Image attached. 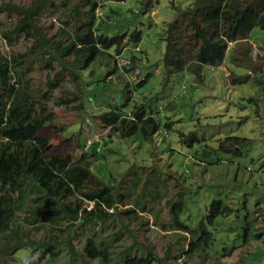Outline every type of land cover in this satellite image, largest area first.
<instances>
[{
  "label": "rangeland",
  "instance_id": "374dc122",
  "mask_svg": "<svg viewBox=\"0 0 264 264\" xmlns=\"http://www.w3.org/2000/svg\"><path fill=\"white\" fill-rule=\"evenodd\" d=\"M31 1L0 0V60L24 62L15 66L22 80L17 91L28 94L40 117L50 114L40 131L50 138V154L92 165L94 174L113 186V192L131 188L128 197L113 199L112 208L101 203L116 218L102 236L107 238L120 225L127 229L120 242L112 244L113 255L135 237L156 256L148 264H264V28L255 26L246 40L228 44L220 65L190 63L187 69L168 74L163 61L167 25L176 16L173 9L185 8L189 1L95 0L100 7L94 11L96 33L124 35V39L119 50L111 46L80 70L81 80L62 70V62L46 49L33 50L31 37L14 32L18 16L8 7ZM65 1L67 9L56 2L38 17L46 36L57 34L64 22L73 23L67 17L73 2L81 4L84 20L90 19L85 0ZM57 75L61 81L50 90L49 82ZM4 100L9 103L10 98ZM134 106L142 107L146 116L152 114L157 132L149 139L138 131L108 140L109 127L99 114L117 108L130 118ZM95 142L100 152L91 157L88 152ZM133 174L139 179L135 186ZM156 192L162 197L152 198ZM179 192L185 194L179 218L190 228L207 221L212 202L227 209L206 223L210 237L204 250H188L199 231L178 233L169 228L168 204L177 200ZM137 195L143 196L144 211L133 207ZM93 205L84 200L86 209ZM127 208L134 213L122 214ZM23 214L20 211L18 216ZM24 231L22 241L27 245L28 238L42 240L50 233L27 226ZM85 237L78 234L72 249L82 252ZM179 242L184 246L180 252L174 250ZM25 246L16 257L4 255L1 249L6 264L30 256ZM41 250L30 260L35 262ZM68 251L64 247L57 258L39 264H69ZM168 251L170 258H165ZM136 253L147 255L142 249ZM72 260V264H115L102 257L77 255Z\"/></svg>",
  "mask_w": 264,
  "mask_h": 264
},
{
  "label": "trees",
  "instance_id": "16d2710c",
  "mask_svg": "<svg viewBox=\"0 0 264 264\" xmlns=\"http://www.w3.org/2000/svg\"><path fill=\"white\" fill-rule=\"evenodd\" d=\"M187 1V7L173 9L176 16L167 25L163 61L168 74L187 69L190 63L197 66L220 65L224 61L228 43L246 40L255 26L264 28V0H245L246 3L242 5L237 0ZM56 2L64 9L68 8L65 0H32L28 5L8 7V10L14 11L18 16L14 32L31 37L33 50L46 49L54 60L63 63L62 70L66 69L72 77L82 80L83 76L79 71L93 63L97 56L111 46L116 45L119 50L124 35L109 37L97 34L94 11L99 6L95 0H85L89 6L86 10L89 20H84L81 4L73 2L67 14L73 23L68 25L64 22L65 27L57 34L46 36L38 17L55 7ZM71 55L73 59L69 60ZM23 64L22 61L16 64L15 59L0 60V264L7 263L6 256L16 257L27 245L22 241L27 235L24 231L26 226L34 231L45 229L50 233L42 240L28 238L29 244L25 247L29 248L30 256L17 260L15 264H39L46 258L55 259L64 247L69 248V264H72V259L77 255L102 257L104 261L115 264H148L156 256L149 246L142 245L135 237H132L130 245L113 255L115 252L111 250L112 244L120 242L123 232L127 230L125 226L120 225L107 238L102 236V232L113 225L111 222L114 223L116 218L105 212L101 203L112 208L113 199L128 197L132 194L131 188L113 192V186L105 184L94 174L92 165L72 163L67 157L49 153L50 138L40 134V131L45 128L50 114L40 117L28 94L17 91V85H21L22 80L16 67ZM60 81L61 76L57 75L49 82L50 90L57 87ZM5 97L10 98L9 103L4 100ZM99 117H102L104 126L109 127L106 136L108 140L115 135L119 138L129 137L138 131L149 139L157 132V123L152 114L146 116L142 107L134 106L130 118L117 108L101 113ZM64 129L59 128L60 131ZM69 130L75 131L73 128ZM96 144L97 142L90 146L88 153L91 157L100 152ZM134 174L132 179L135 186L139 179ZM13 193L16 194L15 197H12ZM155 195L157 198L162 197L156 192L152 194V198ZM184 195V192H179L177 200L168 204L172 221L169 228L179 231L178 233L198 234L199 231L195 243L189 242L188 250H204L210 237V233L206 231V223H212L215 216L224 214L227 209H223L218 202H212L207 221L201 222L195 229L190 228L179 218ZM66 197L72 199L67 200ZM142 199V195H137L133 200V207L144 211L145 203L141 202ZM84 200L93 201L94 205L86 209ZM127 209L121 213H134L133 208ZM20 211H24L22 218L18 216ZM62 225L65 226L61 227ZM94 227H98L97 231ZM78 234L86 235L84 248L80 253L71 247ZM40 247L42 250L37 255V260H30ZM174 247L179 252L184 249L180 242ZM1 249L6 256H1ZM138 249L144 250L147 255L137 254ZM167 250H171V245ZM170 253L164 257L170 258ZM158 261L162 263L161 258Z\"/></svg>",
  "mask_w": 264,
  "mask_h": 264
},
{
  "label": "clouds",
  "instance_id": "9594fccd",
  "mask_svg": "<svg viewBox=\"0 0 264 264\" xmlns=\"http://www.w3.org/2000/svg\"><path fill=\"white\" fill-rule=\"evenodd\" d=\"M228 44H232V42L231 43H228Z\"/></svg>",
  "mask_w": 264,
  "mask_h": 264
}]
</instances>
